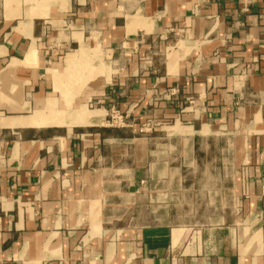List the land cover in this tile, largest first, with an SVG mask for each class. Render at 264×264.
<instances>
[{
  "label": "crops",
  "instance_id": "crops-1",
  "mask_svg": "<svg viewBox=\"0 0 264 264\" xmlns=\"http://www.w3.org/2000/svg\"><path fill=\"white\" fill-rule=\"evenodd\" d=\"M0 264H264V0H0Z\"/></svg>",
  "mask_w": 264,
  "mask_h": 264
},
{
  "label": "built area",
  "instance_id": "built-area-1",
  "mask_svg": "<svg viewBox=\"0 0 264 264\" xmlns=\"http://www.w3.org/2000/svg\"><path fill=\"white\" fill-rule=\"evenodd\" d=\"M106 124L109 126L125 127V126H130L132 122L128 120L127 115L121 114L116 109H111V111L107 116ZM158 125H159L158 122H155L154 120H146L140 124L139 130L140 131L152 130Z\"/></svg>",
  "mask_w": 264,
  "mask_h": 264
}]
</instances>
